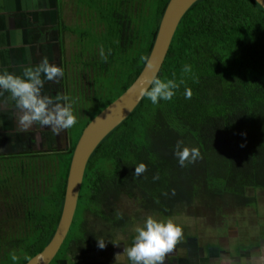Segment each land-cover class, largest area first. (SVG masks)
I'll use <instances>...</instances> for the list:
<instances>
[{"label":"trees","instance_id":"1","mask_svg":"<svg viewBox=\"0 0 264 264\" xmlns=\"http://www.w3.org/2000/svg\"><path fill=\"white\" fill-rule=\"evenodd\" d=\"M133 1L78 0L83 19L64 26L75 40L70 71L80 62V78L90 82L91 92L80 95L74 84L67 93L70 98L74 92L80 107L76 125L65 130L63 149L0 155V264H24L50 243L83 129L143 68L140 57L149 55L169 0ZM101 46L106 54L110 49L107 62ZM184 65L192 72L184 74ZM156 76L185 83L170 101L153 104L141 97L95 147L72 225L49 264L99 261L104 248L97 251L96 239L107 245L109 237L142 227L148 216L178 217L177 225L187 229L181 219L199 207L194 203L212 211L218 202L254 207L263 197V9L254 0H195L178 20ZM186 88L191 99H185ZM178 140L199 149L202 158L181 167L174 155ZM139 163L147 171L137 178L132 174ZM123 201L136 206L124 211Z\"/></svg>","mask_w":264,"mask_h":264},{"label":"crops","instance_id":"2","mask_svg":"<svg viewBox=\"0 0 264 264\" xmlns=\"http://www.w3.org/2000/svg\"><path fill=\"white\" fill-rule=\"evenodd\" d=\"M136 2L139 0L133 1L135 4ZM82 8L78 0H0V74L7 71L22 77L24 68L37 65L45 57L51 64L61 67L65 74L70 52L68 45L75 40L64 26H73L74 23L82 20ZM65 75L58 82L46 81L41 90L42 95L55 96L57 93H62L67 96V91L70 89L67 83L70 79ZM7 96L8 94L5 93L4 97H0V101ZM18 115L19 112L14 109L11 102L0 103V155L13 152L53 151L59 149L66 141L65 130L59 135H54L48 126L42 127L39 124L33 125L27 132H20ZM262 223V231L254 233L251 239L254 243L244 246L246 241L243 240L236 247L239 253L236 249L233 253H228L224 248L232 244L234 238H243L242 230L235 228V233L232 234L228 226L222 225L212 228L215 236L210 240L205 239L201 243L202 246L197 249L188 250L184 254L187 261L180 259V262L181 264H264V220ZM257 230L258 228L255 231ZM187 238L195 241V238L190 236ZM226 242L227 246H225ZM195 245L198 246L197 241ZM191 252L193 255H189ZM204 256L206 257L202 258ZM167 257L164 264H177L167 261ZM61 261L66 263L65 260ZM93 264H106V262L94 261Z\"/></svg>","mask_w":264,"mask_h":264},{"label":"clouds","instance_id":"3","mask_svg":"<svg viewBox=\"0 0 264 264\" xmlns=\"http://www.w3.org/2000/svg\"><path fill=\"white\" fill-rule=\"evenodd\" d=\"M99 54L101 59L107 62L110 49L106 54L105 49L101 46ZM140 60L149 68L152 66L147 55H142ZM182 72L184 74L191 73V65H184ZM63 76L64 70L55 64H51L46 57L37 65L24 68L22 77L7 71L0 74V97H4L5 93L8 94L0 103L7 104L11 102L14 109L19 112L17 123L20 132H27L33 125L39 124L42 127L48 126L54 135H59L61 131L76 125L77 118L73 113L72 103L68 96L62 93H57L55 96L42 95L41 90L46 81L58 82ZM82 81H86L90 85L87 79H81L79 88L82 86ZM146 83L148 87L141 88V97H147L153 104H157L160 100H172L176 90L185 81L181 79L177 83L175 79L164 80L152 76L147 79ZM69 84H71L70 88L74 86L70 80ZM192 95V90L186 88L185 99H191ZM182 145L183 141L178 140L174 151L181 167H186L188 164L195 163L202 158L199 149ZM134 168L135 171L132 175L137 178L147 171V166L144 163H139ZM158 179L159 175L154 174L153 180ZM117 217L122 218V213H117ZM224 226L227 227V224ZM234 228L238 229L240 227ZM135 231L137 234L134 237V243L125 249L127 258L133 264H164L166 256L174 251L178 243H183L184 239L187 238L183 237V229L171 219L159 221L152 216L146 217L143 226L137 227ZM96 240L100 249L105 248L106 241L104 239ZM11 259L16 261L18 257L12 255Z\"/></svg>","mask_w":264,"mask_h":264},{"label":"water","instance_id":"4","mask_svg":"<svg viewBox=\"0 0 264 264\" xmlns=\"http://www.w3.org/2000/svg\"><path fill=\"white\" fill-rule=\"evenodd\" d=\"M195 0H169L154 37L148 57L151 67L143 65V68L129 85L128 88L97 116H95L83 129L82 134L74 148L67 184L64 194L60 220L55 234L50 243L35 254L24 264H49L65 241L77 207L79 192L82 185L83 173L90 154L99 142L115 128L134 108L141 98L142 87H148L146 81L156 76L163 58L166 54L172 34L178 20L186 9ZM264 11V0H254Z\"/></svg>","mask_w":264,"mask_h":264},{"label":"rangeland","instance_id":"5","mask_svg":"<svg viewBox=\"0 0 264 264\" xmlns=\"http://www.w3.org/2000/svg\"><path fill=\"white\" fill-rule=\"evenodd\" d=\"M72 41V40H70ZM73 42L69 45V51H71L73 53ZM70 52V54H71ZM82 86H80V90L83 94V96L88 97L90 94V85L86 82V81H82ZM71 94V93H70ZM70 102L72 103V109H73V113L75 114L76 111L78 110V108L80 107V105L78 104L76 106L75 101H74V95L73 93L71 94L70 97ZM65 143V142H63ZM60 149H63V147H61ZM263 193V197H257V201L255 203L254 208L253 207H243V208H238V207H233L235 209L232 208V206L230 204H225V206L222 207L223 203H216L217 208L212 210V211H208L206 209V211H202V209L204 210V206H200V204L198 203H194L193 206H199L196 208L195 211H193V213H189L188 215H190L187 218H182L181 219V223L184 224L185 226L182 227H187V229H185L187 232V236H190L192 238H195V241L193 239H189L186 238L185 242L183 243H178L174 249L173 252H176L177 256L180 259H184L186 260V257L184 256V254L188 251V250H193V249H197V247L202 246L201 243H203L205 241V239L210 240L211 237H214L215 235H213V230L212 228H216V227H220L222 225H226L229 227L230 231L232 232V234L235 233L234 231V227H240L239 229L242 230L243 235H241L242 233H239L243 238L241 239H235L234 238V242L230 245H228V243H225V246H227L226 249L227 252L229 253H233L234 249H236V252L239 253L238 249L236 248L238 245H240V242L245 240L246 244H244V246H247L248 243H254L252 242V237L254 235V233H259L262 228V220H264V191H260ZM122 209L124 211L126 210H130L133 209L136 205L134 202H130V201H123L122 202ZM202 203V202H201ZM230 205V206H229ZM239 212V213H238ZM178 217L173 219V222L175 224H179ZM181 218V217H180ZM137 222V220L133 221V224H135ZM258 228V232L255 231ZM134 232H132L134 234V236L137 234L136 233V228H132ZM131 231V229H130ZM129 230L120 233V234H115L113 236H115L117 243L114 244V246H108L107 248H104L103 254H98L99 259H101V261H105L106 264H116L118 261H121V259L123 261H125L127 258V254L126 251L124 250L122 253L119 254V251L121 250V246H123L125 249H127L128 247L131 246L130 243H127L126 241H124V237L125 236H129L130 233ZM74 233V232H73ZM125 233V234H124ZM75 234V233H74ZM80 235V234H78ZM234 237V236H231ZM240 237V236H238ZM130 239V238H127ZM198 242V246L195 245V242ZM180 245V246H179ZM81 250H84L81 249ZM101 250L100 248L97 249ZM176 250V251H175ZM170 255V254H168ZM120 256H122L123 258H120ZM243 259H241L242 261ZM101 261L99 260L98 263H101ZM187 261V260H186ZM94 261H85L83 264H93ZM104 263V262H102ZM60 264H64L63 261H60ZM65 264H72L69 263V260L65 263Z\"/></svg>","mask_w":264,"mask_h":264},{"label":"flooded vegetation","instance_id":"6","mask_svg":"<svg viewBox=\"0 0 264 264\" xmlns=\"http://www.w3.org/2000/svg\"><path fill=\"white\" fill-rule=\"evenodd\" d=\"M70 55V54H69ZM73 60L75 61V59L73 58ZM67 61L69 62V58H67ZM76 62V61H75ZM74 62V65L71 66V71H70V67L68 65L67 68H69V70L67 71L69 73L68 77L70 79V81L75 84L77 86V92H79V94L81 95V90L79 88V85H80V80L81 79H84V78H80V76H83V75H80L81 71H80V62ZM74 93V92H73ZM130 231V230H129ZM134 232L133 229H131L130 233H129V236H125L124 237V241H126L127 243H130L132 245V243H134V234L132 233ZM187 231L185 229H183V233H184V238L187 237V235H185ZM114 238V239H113ZM112 239L109 237L108 238V241H110V243H108L105 247L107 248L108 246H114L115 243H117V240L115 237H113ZM127 238H130V239H127ZM111 239V240H109ZM125 245V244H124ZM121 246V250L119 251V254L122 253L124 250H125V247ZM180 246V245H179ZM176 251V250H175ZM177 253L176 252H172L170 253V255H167V261L168 260H171V262H176L177 264H181L180 262V258L176 255ZM189 255H193V253L191 252ZM123 258V257H120L119 260ZM61 261V260H60ZM59 261V263H60ZM67 262V260H65ZM58 264V263H56ZM116 264H133V262H131L129 259L128 260H125L123 261L121 259V261H118Z\"/></svg>","mask_w":264,"mask_h":264}]
</instances>
